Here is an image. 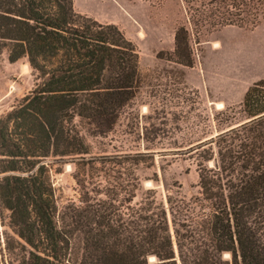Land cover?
Here are the masks:
<instances>
[{
    "label": "trees",
    "instance_id": "1",
    "mask_svg": "<svg viewBox=\"0 0 264 264\" xmlns=\"http://www.w3.org/2000/svg\"><path fill=\"white\" fill-rule=\"evenodd\" d=\"M183 2L186 21L174 31L170 60L184 67L194 63L192 36L199 44L264 16V0ZM4 48L10 63L25 58L36 78L0 117V206L20 240L5 241L17 264H264V78L237 107L214 112L209 135L176 151L195 164L196 195L170 189L163 202L147 189L132 203L144 153L118 154L95 159L118 161L106 199L59 210L46 162L89 154L75 118L96 135L112 131L138 89L137 50L116 24L76 12L73 0H0ZM124 159L136 161L127 200L118 199Z\"/></svg>",
    "mask_w": 264,
    "mask_h": 264
},
{
    "label": "rangeland",
    "instance_id": "2",
    "mask_svg": "<svg viewBox=\"0 0 264 264\" xmlns=\"http://www.w3.org/2000/svg\"><path fill=\"white\" fill-rule=\"evenodd\" d=\"M126 3L128 13L120 10L113 13L112 19L137 50L138 89L107 134L96 135L90 125L75 118L89 154L83 158L66 157L58 163L50 158L46 162L59 210L68 203L83 205L87 197L106 199L118 177V161L95 159L118 154L144 153L138 166L141 186L132 203H138L147 189H154L157 200L163 202L170 189L187 199L196 195L195 164L176 151L209 135L214 112L237 107L246 90L264 78V16L254 27L219 28L202 37L199 44L192 36L194 63L184 67L170 60L174 31L186 21L183 0ZM35 84V73L25 58L10 63L7 49L0 51V117L28 95ZM122 162L119 180L123 191L118 199L127 200L132 164L136 161ZM9 237L19 240L10 228L9 212L0 206V264H17L16 252L6 249ZM223 257L227 259L229 254Z\"/></svg>",
    "mask_w": 264,
    "mask_h": 264
},
{
    "label": "crops",
    "instance_id": "3",
    "mask_svg": "<svg viewBox=\"0 0 264 264\" xmlns=\"http://www.w3.org/2000/svg\"><path fill=\"white\" fill-rule=\"evenodd\" d=\"M74 10L86 14L101 23H113V13H128L126 0H73Z\"/></svg>",
    "mask_w": 264,
    "mask_h": 264
},
{
    "label": "bare ground",
    "instance_id": "4",
    "mask_svg": "<svg viewBox=\"0 0 264 264\" xmlns=\"http://www.w3.org/2000/svg\"><path fill=\"white\" fill-rule=\"evenodd\" d=\"M219 106H221V107H222V105H221V104H219ZM219 106H218V107H219ZM150 259H152V257H151Z\"/></svg>",
    "mask_w": 264,
    "mask_h": 264
}]
</instances>
